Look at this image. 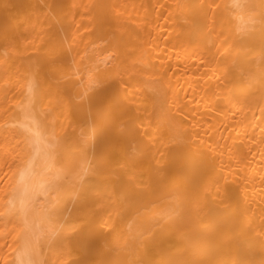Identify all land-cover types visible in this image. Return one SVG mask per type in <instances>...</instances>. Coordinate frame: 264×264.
Instances as JSON below:
<instances>
[{"label":"bare ground","instance_id":"1","mask_svg":"<svg viewBox=\"0 0 264 264\" xmlns=\"http://www.w3.org/2000/svg\"><path fill=\"white\" fill-rule=\"evenodd\" d=\"M0 264H264V0H0Z\"/></svg>","mask_w":264,"mask_h":264}]
</instances>
